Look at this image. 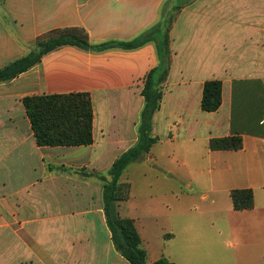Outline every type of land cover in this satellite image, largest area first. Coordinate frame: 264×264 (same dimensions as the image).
Listing matches in <instances>:
<instances>
[{
    "label": "crops",
    "instance_id": "0c3cea01",
    "mask_svg": "<svg viewBox=\"0 0 264 264\" xmlns=\"http://www.w3.org/2000/svg\"><path fill=\"white\" fill-rule=\"evenodd\" d=\"M165 0H0V69L55 29L83 28L93 43L126 42L159 21ZM169 65L151 134L158 141L121 175L146 263L264 264V0H194L169 31ZM156 43L84 50L65 45L0 83V264H130L116 250L103 183L136 145ZM222 83L215 112L201 110L205 81ZM88 93L87 146H38L22 99ZM238 133L240 150L208 147ZM250 189L254 205L233 208Z\"/></svg>",
    "mask_w": 264,
    "mask_h": 264
},
{
    "label": "trees",
    "instance_id": "16d2710c",
    "mask_svg": "<svg viewBox=\"0 0 264 264\" xmlns=\"http://www.w3.org/2000/svg\"><path fill=\"white\" fill-rule=\"evenodd\" d=\"M169 31L165 36L160 31L159 21L138 37L126 42L93 43L83 28H65L51 30L36 39L34 49L0 69V83L15 78L18 74L36 65L40 58L57 48L72 45L89 51H101L109 48L132 49L147 42H155L160 57L158 68L151 70L144 78L141 91L145 105L140 115L139 138L135 146L121 154L112 164L106 175L85 173L95 176L103 183L104 213L113 244L130 264H147L146 252L141 247V239L134 223L122 219L117 214L121 201L129 198L130 183L122 182L121 175L132 163L143 160L150 148L158 141L152 136V118L158 111L162 97V83L169 65ZM159 78L161 80H159ZM222 101V83L208 80L203 84L201 110L215 112ZM38 146H87L92 138V106L88 93L55 94L27 96L22 99ZM264 115V109L259 113ZM212 151L240 150L242 139L238 133L231 136L214 138L208 143ZM235 210H248L254 205L250 189H235L230 192ZM152 264H173L160 258Z\"/></svg>",
    "mask_w": 264,
    "mask_h": 264
},
{
    "label": "rangeland",
    "instance_id": "374dc122",
    "mask_svg": "<svg viewBox=\"0 0 264 264\" xmlns=\"http://www.w3.org/2000/svg\"><path fill=\"white\" fill-rule=\"evenodd\" d=\"M194 0H165L160 7V16H159V24L160 31H162V35L165 36L168 32V29L171 28L178 12L184 6L190 4ZM38 52V49H33L31 51ZM159 80H161L159 78Z\"/></svg>",
    "mask_w": 264,
    "mask_h": 264
}]
</instances>
